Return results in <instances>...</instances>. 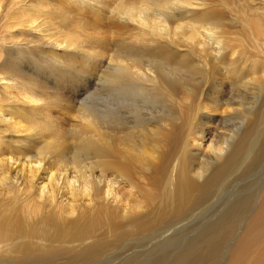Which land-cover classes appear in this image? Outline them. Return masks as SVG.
Wrapping results in <instances>:
<instances>
[{
  "label": "bare ground",
  "instance_id": "bare-ground-1",
  "mask_svg": "<svg viewBox=\"0 0 264 264\" xmlns=\"http://www.w3.org/2000/svg\"><path fill=\"white\" fill-rule=\"evenodd\" d=\"M111 3L0 0V264L58 258L78 264L97 257L110 241L163 225H176L174 233L180 217L218 208L224 199L218 192L233 174L239 180L262 170L264 0ZM67 8L79 18V30L67 29L61 39L57 20ZM105 23L132 40L115 43L110 57L105 29L99 31ZM88 25L108 58L93 51L99 42L92 49L82 43ZM75 52L89 55L82 58L89 60L86 68L105 64L102 104L88 102L92 85L63 94L68 68L69 75L63 81L57 76L54 84L32 71H55ZM74 109L69 131L56 124L57 114L73 119ZM233 196L218 210L220 218L203 223L199 240L176 256L173 251L168 264L219 263L238 226L222 263L264 264V171L244 194Z\"/></svg>",
  "mask_w": 264,
  "mask_h": 264
},
{
  "label": "rangeland",
  "instance_id": "rangeland-1",
  "mask_svg": "<svg viewBox=\"0 0 264 264\" xmlns=\"http://www.w3.org/2000/svg\"><path fill=\"white\" fill-rule=\"evenodd\" d=\"M117 3L118 2V0H112V3H111V6H110V8H112L113 6H115V2ZM110 2H111V0H110ZM114 4V5H113ZM67 6V5H66ZM68 7V6H67ZM71 7V6H70ZM61 8V7H60ZM60 8H58L59 9V11L61 12L62 11V8L60 9ZM72 8H74V6H72ZM72 8H67L68 9V11H69V13L66 15L67 16V19H69L67 22H66V16L64 17V18H58L59 20H57L58 22H59V29H58V31L59 30H61L60 31V33L58 34L59 36L60 35H63V34H65V33H67L68 31V33H73L74 32V34H75V32H77V30L76 29H78V28H76V29H74L76 26H77V21L79 20V18L75 15V12L73 11V9ZM48 9H50V8H48ZM58 9H57V11H58ZM55 12L56 13V16H58L59 14L58 13H60V12ZM77 11V10H76ZM78 12V11H77ZM80 14H82V13H80ZM75 15V18L76 19H74V16ZM72 16V17H71ZM81 16H83L84 18H85V20L89 23V22H91L93 19H92V17H91V15L89 16L88 14H86V13H83ZM88 17V18H87ZM89 18H91V19H89ZM66 19V20H65ZM73 19V20H72ZM64 21L65 20V22H64V24H62V22H60V21ZM76 20V21H75ZM72 21V22H71ZM76 22V24H75V22ZM71 24V25H73V27H71V25L69 24V23ZM66 27H65V26ZM88 27V28H87ZM86 27V32L85 33H83V32H81V40H82V43H83V41H84V46H87L86 48H88L89 47V49H92V48H94V45H96L98 42H96V40H94V38L96 37L95 36V32H93L91 29V26H87ZM61 28V29H60ZM64 29V31H62L63 29ZM102 29H99V31H101V32H103L104 31V33L103 34H105L102 38H105L106 40H104V45H106V44H108L107 46H108V50L105 48L104 50L106 51L107 50V52H109L108 53V55H109V57L113 54V51L115 50V48H116V46H117V44H116V46H115V43H118V45H121V43L119 44V42H122V44H123V42H126L128 45H131L130 43L132 42V40H128V39H131L130 37H128V35H125L124 36V34L123 35H119L118 34V36H117V34L116 33H114L113 32V29H111L110 27H107L106 26V23H105V25H103L102 27H101ZM107 28V29H106ZM67 29H68V31H67ZM103 29H105V30H103ZM79 30V29H78ZM103 30V31H102ZM91 31V32H90ZM109 31V32H108ZM63 32V33H62ZM234 32V31H233ZM94 33V34H93ZM112 33V34H111ZM84 34V35H83ZM88 34V35H87ZM109 36V38H108V36ZM110 36H111V38H113V42H112V40H111V38H110ZM119 36H121L122 38H124V39H122L121 37H119ZM87 37V38H86ZM88 37H89V39H91V40H88ZM114 37H118L119 39H122V40H119V39H117V40H115V38ZM127 37V38H126ZM60 38H61V36H60ZM128 40H126V39ZM62 39V38H61ZM93 39V40H92ZM108 39H110V40H108ZM94 41H95V43H94ZM105 41H107V42H105ZM116 41H118V42H116ZM90 42L91 43H94V44H91L90 45ZM103 41H101L100 40V42L98 43V45H96V47L93 49V51H96L95 53H96V55H101V57L103 58V57H105L104 59H106V58H108V55H106L107 54V52H105L104 50H102L103 48H101V46L99 45L100 43H102ZM129 42V43H128ZM125 44V43H124ZM126 44V45H127ZM81 46H83L82 44H80ZM88 45H90V46H88ZM98 46H100V47H98ZM101 48V49H100ZM113 50V51H112ZM98 51V52H97ZM103 51V52H102ZM81 52V51H80ZM100 52H102V53H100ZM106 53V54H105ZM75 56V57H74ZM76 56L77 57H80V58H78L79 60H77L76 61ZM71 58H72V60H71ZM82 58H89V55H84L83 53H79V52H75V54H73V55H70V54H68L65 58H64V60H66V61H68V62H64L66 65H64V67L63 66H59L58 68H57V70H44V72H43V69H41L40 70V72L39 71H35V70H32V71H34L35 72V74L36 75H38L37 73H39V75L40 76H42L43 78H47L49 81H50V83H55L57 80H56V78H57V76L60 78V77H63V78H60V81H63V79L64 78H66V77H64L65 76V74H66V76L67 75H71V73L70 72H72V75L71 76H67L68 78H72L73 77V74L74 75H78L77 76V78L74 76L73 78H72V81L70 80L69 81V79L68 78H66V79H64V82L66 83H64V88H63V94L65 95V96H69V94H68V92L69 91H73V89L74 90H77L78 88H80V89H82L83 87H84V85L83 84H85V86H88V87H90L91 85V88H90V90L88 91V95H91V93L93 94L91 97V99L88 101V102H90L91 104H96V103H99V104H102L101 102L106 98V91H107V87H106V85H105V83H102V79H99V77L101 76V78H103V75H104V72L106 71V68H105V64L103 65V66H99L98 68H96L95 70H93V69H90V68H86V67H91V65L89 64V60L88 59H86V61H83L84 59H82ZM68 59V60H67ZM73 59L75 60L74 61V63L72 62L73 61ZM103 59V60H104ZM80 60H81V62H80ZM106 60H104V62H105ZM70 62H72V63H70ZM83 62V63H82ZM68 63V64H67ZM75 63H77V65L75 64ZM88 64V65H87ZM93 64V63H92ZM66 66H69V67H66ZM62 67L65 69H63L62 70ZM75 67L77 68V69H75ZM68 68V73H67V69ZM79 68H81V69H79ZM100 68V69H99ZM58 69L60 70V71H58ZM70 70V71H69ZM83 70V71H82ZM86 70V72L87 71H89L88 72V74H86V73H84V71ZM51 71H53V73L51 74V75H48V72L50 73ZM59 72L58 74H57V72ZM37 72V73H36ZM42 72V73H41ZM60 72H64V73H62V75L60 74ZM66 72V73H65ZM92 72V73H91ZM94 72H95V74H94ZM100 72V73H99ZM82 73V74H81ZM97 73L99 74V75H97ZM63 74H64V76H63ZM81 74V75H80ZM84 74V75H83ZM80 75V76H79ZM83 75V76H82ZM88 75H89V77H88ZM97 75V76H96ZM45 76V77H44ZM55 76V77H54ZM49 77V78H48ZM82 77V78H81ZM77 80H76V79ZM90 78V79H89ZM46 79V80H47ZM76 80V82H74ZM83 80H85V81H83ZM72 82H73V84H72ZM83 82V83H82ZM99 83V84H98ZM72 84V85H71ZM76 84V85H75ZM69 85H70V87H69ZM74 85V86H73ZM97 85V86H96ZM100 85V86H99ZM77 87V88H76ZM95 87H96V89H95ZM100 87V88H99ZM103 87V88H102ZM85 90V89H84ZM92 90V91H91ZM102 90H104L105 92L103 93V91ZM97 91H99V92H97ZM97 94H96V93ZM87 94V93H86ZM85 94V95H86ZM99 94V95H98ZM103 94V95H102ZM94 96H96V97H94ZM99 97V98H98ZM98 99V100H97ZM102 99V100H101ZM75 105V107L77 106L78 107V104H74ZM76 107V109H78ZM76 109H74L73 111H70L69 112V115H76L77 116V114H76V112L75 111H77ZM73 112V113H72ZM71 113V114H70ZM62 113H59V114H57L56 115V118L54 119V121L56 122V124L57 125H60L61 123H63V124H61L60 125V127H62V128H64V130H68L69 131V129H70V125H72L73 124V122L76 120V116H74V118L73 119H69V118H64V116H62V115H64V114H62ZM68 115V116H69ZM57 117H58V119H57ZM56 119H57V121L59 120V124L57 123V121H56ZM69 119V120H68ZM65 120V121H64ZM70 121V122H69ZM73 121V122H72ZM69 127H67L66 125ZM64 126V127H63ZM72 142H74V141H71V143ZM71 148H75V145H74V143H72V145H71ZM258 171V172H257ZM257 171H255V173H252V174H250V175H247V176H245V177H241L239 180H234L236 177L237 178H239L238 177V175L236 174H233L232 176H233V178H231V180L229 179V181L228 182H230V184H225L226 186H224V188L222 189V191H219L218 192V196H221L222 198H224V199H222L221 197H220V199H222L221 201H222V203H221V201H220V204L218 205V208H217V206L214 208V206H210L209 208H207L206 210H201V212L199 213L198 211H197V213L196 212H194V214L192 213H188V214H186V215H184L183 217H180V220H182L177 226H180L174 233H172V231H171V229H173V228H176V225L174 226V225H165V226H167V227H164V225L163 226H160L159 228L157 227V228H155V230L157 231L158 230V232H155V230H152V231H150L149 233H146V234H142V235H138V236H133L134 238L132 239V237H128V238H126V240L125 239H123V240H120V241H115L114 243L113 242H111L110 241V245L105 249V250H103V251H101L99 254H101V255H97V257H95L94 259H92V260H88V261H83V263L82 262H78V264H139V262L140 261H142L140 264H145V263H147V264H150L149 262H151V261H153V264H168L169 262H171L173 259H174V257L182 250V248H184L185 246L184 245H187V244H190L191 242H194V241H197V240H199V238H200V235L199 234H201L202 232V230H204V229H202L201 227H202V225H204L205 223H210V222H212V221H214L216 218L218 219V218H220V216H218V210L219 209H221V207H222V204L225 206L227 203V200H228V198H230V201H232V199L233 198H231V196L232 197H234L233 196V194L234 193H239L240 195H242V194H244L245 192H246V190H247V187L250 185V184H254V182H258L259 181V179L261 178V173H263V171H264V163L262 164V170H261V167H260V169L258 168L257 169ZM231 176V177H232ZM254 176H255V178H254ZM247 177V179L245 180V178ZM236 178V179H237ZM244 178V179H243ZM256 179H257V181H256ZM243 180V181H242ZM233 181H234V183H233ZM239 181V182H238ZM248 183V185H246V184H244L245 185V187L246 188H244V185L243 186H240V185H242L243 183ZM251 182V183H250ZM232 183V184H231ZM232 185H234V186H238L239 185V188H237V187H235L236 189H237V191H236V189L234 188V186H232ZM234 189H233V188ZM243 187V189H241ZM228 188V189H227ZM251 188V187H250ZM232 191H231V190ZM246 189V190H245ZM240 190V191H239ZM242 190H243V192H242ZM230 191V192H229ZM239 191V192H238ZM224 192V193H223ZM225 192H226V195H225ZM228 192V193H227ZM233 192V193H232ZM224 194V196L226 197H224L223 196V194ZM232 195H231V194ZM230 196H229V195ZM229 196V197H228ZM224 200V201H223ZM225 202V203H224ZM213 204H215V203H213ZM220 207V208H219ZM216 210V212H214V211ZM199 213V214H198ZM189 214H190V216H189ZM198 214V215H197ZM189 216V217H186V216ZM192 215H193V217H192ZM194 215H196V216H194ZM216 216V218H213L214 216ZM211 218H213V219H211ZM187 220H189L188 222H187ZM198 221V222H197ZM197 222V223H196ZM200 225H199V224ZM202 223V224H201ZM204 223V224H203ZM195 224V225H194ZM198 224V225H197ZM170 226V227H169ZM174 226V227H173ZM161 228V229H160ZM180 228H181V230H180ZM196 230H195V229ZM199 228V230H197ZM163 229H164V234H163ZM166 229V230H165ZM201 229V230H200ZM237 229L238 230H240L241 229V227H237ZM237 229H235V230H237ZM169 230V231H168ZM179 230V231H178ZM234 230V233L228 238V240L231 242V243H233L235 240H236V238L238 237V234L241 232V230L240 231H235ZM168 231V232H167ZM170 231H171V234L173 235V237H171V239L169 240V241H171V243L168 241H166L167 243H168V246H169V248H168V246H167V243L166 242H164V239L166 238V237H169L170 236ZM197 231H200V232H198V235H197ZM167 232V233H166ZM177 232V233H176ZM236 232H238L237 234H236ZM152 233H154V234H152ZM157 233V234H156ZM237 235L236 236V238H235V240L234 239H232V237H235L234 235ZM145 235V236H144ZM150 235H152V236H150ZM154 235H159V236H155L154 237ZM166 235V236H165ZM169 235V236H168ZM165 238H164V237ZM145 237V238H144ZM155 239H153V238ZM189 237V238H188ZM192 237V238H191ZM194 237V238H193ZM152 238V239H151ZM157 238V239H156ZM160 238V239H159ZM164 238V239H163ZM186 238V239H185ZM188 238V239H187ZM191 238V239H190ZM141 239H142V241H141ZM172 239H175V240H173L172 241ZM190 239V240H189ZM233 241H232V240ZM149 240V241H148ZM152 240H154V241H152ZM159 240V241H158ZM177 240V241H176ZM189 240V241H188ZM194 240V241H193ZM226 241V245H225V243H224V245L222 246V253L223 254H221L220 256V258L223 260V258L225 259V257H226V254L224 253V252H226V250H227V248L229 247V245H231V243L229 242V241ZM134 241H136V242H134ZM146 241V242H145ZM174 241H176V242H178V243H176V242H174ZM182 241H183V243H182ZM186 241V242H185ZM120 242V243H119ZM126 242V243H125ZM159 242H163V243H159ZM117 243H119L118 245H117ZM128 243V244H127ZM154 243V244H153ZM159 243V244H158ZM166 243V244H165ZM174 243V244H173ZM186 243V244H185ZM111 244H113V245H111ZM153 245H154V249H153ZM159 245L161 246V247H164V245H165V249L163 248H160L159 247ZM171 245V246H170ZM174 245V246H173ZM179 245V246H178ZM178 247V249H176L177 247ZM183 246V247H182ZM166 247H167V249H166ZM171 247H173V248H171ZM223 247H224V249H223ZM155 248H156V250H155ZM179 248H181L180 250H179ZM171 249H172V252H171ZM147 250V251H146ZM148 250H150V251H148ZM162 250V251H161ZM165 250H166V252H165ZM168 250V251H167ZM179 250V251H178ZM141 251V252H140ZM145 251L147 252L146 254H145ZM164 251V252H163ZM175 253H174V252ZM224 251V252H223ZM134 252V253H133ZM144 252V253H143ZM148 252H150V254L148 255ZM158 254V256H156V253ZM167 252H168V254H167ZM136 253H137V255H136ZM139 253V254H138ZM164 253V254H163ZM171 255H170V254ZM173 253H174V255H173ZM128 254H129V258H128ZM132 254H134V255H132ZM142 254V255H141ZM145 254V255H144ZM152 254H154V256L156 257H154ZM166 254V255H165ZM225 254V255H224ZM132 257H131V256ZM136 255V256H135ZM141 255V257H139ZM143 255L144 256H146V257H143ZM165 255V256H164ZM173 255V256H172ZM135 256V257H134ZM150 258H148V257ZM172 256V257H171ZM143 257V258H142ZM167 257V258H166ZM170 257L172 258V259H170ZM128 258V259H127ZM139 258V259H138ZM143 260H142V259ZM144 258H145V261H144ZM170 260H169V259ZM219 258V259H220ZM154 259H156V260H154ZM126 260V261H125ZM128 260V261H127ZM130 260V261H129ZM134 260V261H133ZM149 260V261H148ZM222 260H217L220 264H223L224 263V261L225 260H223V263H222ZM90 261H92V262H90ZM221 261V262H220ZM67 262V263H66ZM145 262V263H144ZM217 262H215V264H216ZM219 263H217V264H219ZM6 264H8V263H6ZM48 264H77V262H70L68 259H66V258H58L56 261H55V263H54V260H52V263L50 262V263H48Z\"/></svg>",
  "mask_w": 264,
  "mask_h": 264
}]
</instances>
